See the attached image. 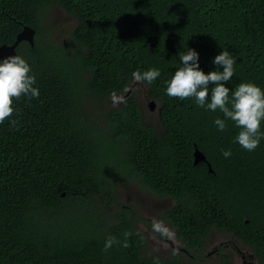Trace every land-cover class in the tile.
I'll return each mask as SVG.
<instances>
[{"label": "trees", "instance_id": "obj_1", "mask_svg": "<svg viewBox=\"0 0 264 264\" xmlns=\"http://www.w3.org/2000/svg\"><path fill=\"white\" fill-rule=\"evenodd\" d=\"M54 6L78 22L61 46L48 42L45 28ZM24 26L36 30V44L17 48L39 98L15 100L13 116L0 124V264H183L180 252L145 255L146 238L131 218L145 220L134 208L113 220L100 213V203H119L121 174L174 201L164 220L196 262L215 231L264 264V139L247 151L222 112L166 94L188 49L205 74L217 70L212 61L222 51L235 57L230 97L241 83L264 90V0H0V47L15 43ZM151 68L161 72L145 83L162 132L146 122L134 94L97 119L87 112L86 98L119 96L134 71ZM196 150L205 161L195 163ZM109 238L120 243L105 252Z\"/></svg>", "mask_w": 264, "mask_h": 264}, {"label": "clouds", "instance_id": "obj_2", "mask_svg": "<svg viewBox=\"0 0 264 264\" xmlns=\"http://www.w3.org/2000/svg\"><path fill=\"white\" fill-rule=\"evenodd\" d=\"M36 40L37 36H35ZM179 59L181 66L167 82L166 94L180 100L194 98L195 103L201 108L212 112L219 110L225 119L231 120L240 129L235 142L247 151H254L261 139H264V132H261V123L264 122V90L254 83H241L231 92L230 97V89L226 84L234 75L236 59L228 51H222L215 56L212 63L217 70L207 74L200 69L199 54L195 50L188 49L186 54H179ZM160 75V70L156 68L132 73L134 81L147 82L149 85ZM35 84L36 77L32 73L31 66L20 55L8 56L0 61V124L13 116L15 100H19L22 96L39 98V89L34 87ZM210 86L211 91H209ZM131 93L133 92L129 91L126 96ZM117 102H124L123 98H119ZM17 124V120H11L12 127H16ZM214 124L219 131H224L226 128L224 119L217 118ZM222 155L229 158L232 153L230 150H222ZM152 229L161 235H170L162 221L154 219ZM129 235L131 233H124L125 240L122 247L130 246L127 241ZM118 243L120 241L115 238L107 239L104 251L107 252ZM155 264H158V260Z\"/></svg>", "mask_w": 264, "mask_h": 264}, {"label": "rangeland", "instance_id": "obj_3", "mask_svg": "<svg viewBox=\"0 0 264 264\" xmlns=\"http://www.w3.org/2000/svg\"><path fill=\"white\" fill-rule=\"evenodd\" d=\"M77 25L78 22L74 16L65 12L61 7L54 6L47 13L45 19L48 42L53 46H61L68 43L69 35L76 29ZM147 90L148 87L145 82L138 83L133 80L123 94L113 96L108 101L95 102L90 98H86L85 107L87 112L93 116V119H97L103 109L113 110L120 108L123 102L117 101L121 97L124 101V96L130 91L133 92L131 95H136L141 107L145 111L146 122L157 131L162 132L163 126L159 120L158 112H151L149 109L152 99L148 98ZM98 124L100 127L105 126L103 119L98 121ZM127 175L121 174L115 181V198L119 203L113 206L100 203V213L108 219L113 220V216L122 213L125 208H134L139 216L145 220L143 222L133 217L131 218L138 232L146 238L145 255L162 256L170 259L172 255L178 254V250L181 247H184L183 243L178 239L176 229L166 222L163 217L164 213L174 206V201L170 198H160L152 194L138 180H132ZM154 219L163 222V225L170 233L169 236L153 231L152 222ZM218 246H220V254L213 252ZM205 247L206 249L202 252L197 262L189 255L185 257L182 254L183 264H245V259L252 264H257L254 253L231 234L213 232L211 237L206 240Z\"/></svg>", "mask_w": 264, "mask_h": 264}, {"label": "water", "instance_id": "obj_4", "mask_svg": "<svg viewBox=\"0 0 264 264\" xmlns=\"http://www.w3.org/2000/svg\"><path fill=\"white\" fill-rule=\"evenodd\" d=\"M35 36H36V30L30 26H24L23 30L18 34L17 39L15 43L12 45H3L0 47V61H2L4 58L8 56L18 55L16 52L17 47L22 42H28L31 47L35 46ZM132 91V90H131ZM150 111L155 112L157 109V103L155 101H152L150 103ZM195 156V163L197 164L200 161H205V157L200 153L198 150L194 153ZM209 171L212 172L211 166H209Z\"/></svg>", "mask_w": 264, "mask_h": 264}, {"label": "flooded vegetation", "instance_id": "obj_5", "mask_svg": "<svg viewBox=\"0 0 264 264\" xmlns=\"http://www.w3.org/2000/svg\"><path fill=\"white\" fill-rule=\"evenodd\" d=\"M22 43H25V45H29L28 42H22ZM29 46H30V45H29ZM24 48H25V47H24ZM16 52H17L18 55H20V53H19V51H18V48L16 49ZM214 232H215V231H214ZM179 248H180V247H179ZM215 251H216V254H219L216 248H215ZM178 252H180L181 254H183V255H185V256H188V255H189L191 258H193V256L191 255V252H190L189 250H187L186 248L181 247V248L178 250ZM237 252H238V251H237ZM243 258L245 259V257H243ZM201 261H202V260H201ZM195 262H196V261H195ZM244 263H245V264H252V263L248 262L246 259H245Z\"/></svg>", "mask_w": 264, "mask_h": 264}]
</instances>
